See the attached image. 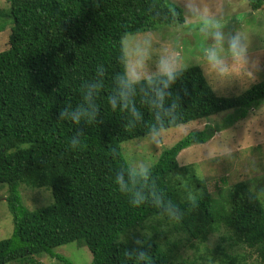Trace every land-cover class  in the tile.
I'll return each instance as SVG.
<instances>
[{
    "label": "trees",
    "instance_id": "trees-1",
    "mask_svg": "<svg viewBox=\"0 0 264 264\" xmlns=\"http://www.w3.org/2000/svg\"><path fill=\"white\" fill-rule=\"evenodd\" d=\"M6 2L8 8L0 9V33L9 27L8 48L0 52V186L7 190L4 201L13 231L0 241V264L38 254L73 264L53 252L73 242L87 247L91 264H187L175 258L180 243L197 250L220 228L264 264L261 200L250 198L244 182L233 185L226 199L216 200L191 166L177 162L181 151L206 143L264 102V80L238 95L219 96L202 69L192 66L170 89L177 107L166 130L232 111L223 123L191 132L162 150L151 167L152 185L182 209V219L174 222L150 202L132 206L129 196L117 190L115 172L129 167L120 145L143 137L152 116L145 108L142 122L125 127L124 114L113 112L106 97L114 75L122 71L123 37L182 24V10L167 0ZM246 2L252 11L264 5V0ZM98 66L105 73L97 97L99 122L82 123L81 144L71 149L77 126L58 120L59 110L64 103L80 102L81 84ZM21 185L49 190L52 202L27 209ZM138 240H144L142 248ZM138 249L147 253L143 261L129 253Z\"/></svg>",
    "mask_w": 264,
    "mask_h": 264
},
{
    "label": "rangeland",
    "instance_id": "rangeland-1",
    "mask_svg": "<svg viewBox=\"0 0 264 264\" xmlns=\"http://www.w3.org/2000/svg\"><path fill=\"white\" fill-rule=\"evenodd\" d=\"M167 1L175 6L178 4V0ZM203 2L213 11L225 10L229 27L242 28L248 36L250 47L247 65L243 58H237L229 70L224 73L225 77L232 76L231 78L215 82L206 74V69L198 63L195 57L201 37L193 26L195 23L193 21L185 22L184 19L182 24L163 26L154 31L138 34H126L122 39L124 47L129 55H132L139 42L149 39L157 55L166 53L184 68L200 67L217 95H238L264 80V5L260 10L252 11L247 6L246 0H203ZM7 8L6 0H0V9L6 10ZM8 37L9 27L0 33V52L8 48ZM245 69L253 73L252 81L245 79L246 76L251 75ZM231 113L232 111H228L206 120L167 129L158 143L145 141L142 137L123 142L120 145L122 156L128 166L131 162L140 160L153 166L162 150L171 147L191 132L202 130L207 125L214 126L223 123ZM248 152L249 159L264 168V102L252 109L246 118L215 134L206 143L191 145L181 151L177 156V162L180 166L193 168L196 177L204 182L205 189L212 198L224 200L227 198L229 189L237 183L244 182L251 188L253 181L247 178L239 179L243 175V169L247 166V161L242 157ZM237 163L240 164V172L236 171ZM182 182L186 184L185 181ZM257 183L264 186V177L260 178ZM19 192L22 204L29 210L45 207L52 202L51 193L47 189H31L21 185ZM195 192L196 189L193 190L192 195ZM6 196V188L0 186V241L9 238L13 231L12 218L4 201ZM261 202L264 204V200ZM53 252L73 264H91L92 261L87 247L77 242L55 248ZM175 256L177 260L185 261L187 264H224L221 260L227 264L233 261L234 264H262L253 250L236 243L234 237L230 236L224 228L212 231L207 236V240L198 245L197 250L182 241ZM11 264L63 263L47 255L38 254Z\"/></svg>",
    "mask_w": 264,
    "mask_h": 264
},
{
    "label": "clouds",
    "instance_id": "clouds-1",
    "mask_svg": "<svg viewBox=\"0 0 264 264\" xmlns=\"http://www.w3.org/2000/svg\"><path fill=\"white\" fill-rule=\"evenodd\" d=\"M177 6L182 9L185 22H195L193 26L201 37L195 58L206 69V74L211 80L216 82L231 78L232 76L225 77L224 73L237 58H243L247 65L250 47L248 36L242 28L229 27L225 10L213 11L203 0H178ZM120 63L122 71L113 77L112 91L106 97L107 104L113 112L124 114L125 127L142 122L143 109L146 108L151 113L152 121L146 125L142 139L158 143L167 125L175 120L177 105L171 100L170 89L181 76L184 67L166 53L157 55L149 39L139 42L132 55H129L122 41ZM246 72L251 75L245 79L252 81L253 73L247 70ZM104 75L103 67L98 66L95 75L82 82L80 102L64 103L59 110L58 120L77 126L75 134L69 141L68 146L71 149H78L81 144V136L84 133L79 130V126L82 123L92 126L99 122L101 109L97 97L104 86ZM242 159L247 161V166L239 179L247 178L253 181L249 191L251 199L264 200V186L257 183L264 177V168L249 159V152ZM151 167L152 165L146 161H133L129 167L115 172L113 182L120 193L129 196V203L132 206L140 207L150 202L169 220L180 221L183 216L180 206L166 201L163 193L152 185ZM236 171H241L239 163L236 165ZM149 187L150 190H146ZM187 198L191 199V196ZM137 244L142 248L144 240H138ZM129 253L140 261L147 256V253L140 249Z\"/></svg>",
    "mask_w": 264,
    "mask_h": 264
}]
</instances>
